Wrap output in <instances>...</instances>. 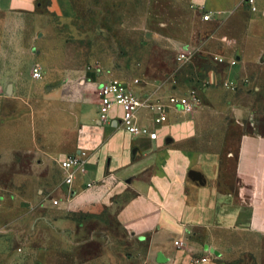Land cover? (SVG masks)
<instances>
[{"label":"crops","instance_id":"crops-1","mask_svg":"<svg viewBox=\"0 0 264 264\" xmlns=\"http://www.w3.org/2000/svg\"><path fill=\"white\" fill-rule=\"evenodd\" d=\"M193 3L222 19L199 45L204 51L223 46L227 63L233 56L235 62L225 70V84L218 85L217 73L191 60L171 86L161 82L141 87L152 99L165 101L171 92L197 86V78L208 81L197 107L171 110L162 124H156L148 110L124 124L100 122L97 94L94 102L82 104L70 142L50 143L44 149L49 161L38 160L47 170L45 175L35 174L33 181H49L59 205L31 224L38 242L25 249L34 255L35 263L192 264L188 254L192 248L198 251L202 241L205 248L227 256L238 250L256 252L263 245L264 132L240 133L230 180L221 162L231 121L242 122L251 114L249 103L229 82L238 84L243 68L264 54V46L249 47L260 40H214L230 15L250 14L249 27L257 14L242 0ZM34 4L35 0H0V11L29 12ZM257 4L258 11L264 10V0ZM8 55H0L2 77L13 72L6 64ZM128 124L145 132L132 134ZM74 153L82 155L84 169L66 185L60 163ZM192 171L203 178L197 181ZM32 215H24L23 221Z\"/></svg>","mask_w":264,"mask_h":264},{"label":"rangeland","instance_id":"rangeland-1","mask_svg":"<svg viewBox=\"0 0 264 264\" xmlns=\"http://www.w3.org/2000/svg\"><path fill=\"white\" fill-rule=\"evenodd\" d=\"M262 10L249 9L257 14L249 27L245 11L227 16L214 40H260L249 47L264 46ZM220 22L193 0H35L29 12L0 11V55L9 54L6 64L13 70L2 77L0 61V264H37L25 249L38 242L31 224L51 213L52 200L58 198L49 181H33L47 170L38 160L49 161L44 149L50 143L70 142L80 107L94 102L98 84L139 77L143 88L161 82L171 86L184 68L177 53L186 48L188 61L213 70L218 85H224L233 56L227 63L223 46L204 51L199 45ZM260 58L246 64L238 84L229 82L249 103L251 114L242 122L231 121L227 132L221 164L228 180L240 133L264 132V54ZM36 67L39 76L33 77ZM26 214L33 215L23 221ZM203 243L198 251L190 250V263L264 264V238L256 252L238 250L228 256Z\"/></svg>","mask_w":264,"mask_h":264},{"label":"built area","instance_id":"built-area-1","mask_svg":"<svg viewBox=\"0 0 264 264\" xmlns=\"http://www.w3.org/2000/svg\"><path fill=\"white\" fill-rule=\"evenodd\" d=\"M250 10L258 9L257 0H242ZM188 49L182 48L178 51L176 61L180 65L188 63ZM39 76V69L33 70V77ZM208 81L205 78H197V86H191L180 93L171 92L166 100L160 98L152 99L150 94L141 89L142 81L139 77L125 80H109L97 86L98 120L100 122H115L124 124L133 119L141 110H148L153 114V121L162 124L167 121L171 110H190L200 103V91ZM3 86L0 84V96L3 94ZM128 132L132 134L144 133V128L135 124L126 125ZM65 175L63 182L70 185L75 179L76 172L84 169V160L81 154L66 156L60 163ZM91 183L87 184V187ZM52 205H59V199H53Z\"/></svg>","mask_w":264,"mask_h":264},{"label":"water","instance_id":"water-1","mask_svg":"<svg viewBox=\"0 0 264 264\" xmlns=\"http://www.w3.org/2000/svg\"><path fill=\"white\" fill-rule=\"evenodd\" d=\"M10 90H11V85L9 84L7 86V91L10 92ZM192 173L194 174V177H195V179H197V181H199V180H201V178H203L201 173L198 172V171L197 172L196 171H192ZM159 259H160V257H159Z\"/></svg>","mask_w":264,"mask_h":264}]
</instances>
